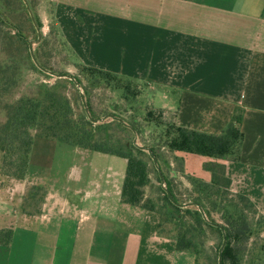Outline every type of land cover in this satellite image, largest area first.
<instances>
[{
	"label": "crops",
	"instance_id": "crops-1",
	"mask_svg": "<svg viewBox=\"0 0 264 264\" xmlns=\"http://www.w3.org/2000/svg\"><path fill=\"white\" fill-rule=\"evenodd\" d=\"M47 1L81 64L162 93L152 102L178 126L219 134L241 107L227 173L264 215V0ZM40 140L25 178L0 185V264H193L157 209L122 201L126 158ZM59 155L75 160L64 173ZM31 185L42 200L21 211Z\"/></svg>",
	"mask_w": 264,
	"mask_h": 264
},
{
	"label": "rangeland",
	"instance_id": "rangeland-1",
	"mask_svg": "<svg viewBox=\"0 0 264 264\" xmlns=\"http://www.w3.org/2000/svg\"><path fill=\"white\" fill-rule=\"evenodd\" d=\"M28 2L42 32L41 41L34 44L35 54L39 62L54 74L42 71L32 59V64L30 63L31 66H28L25 71L23 81L15 90L13 98L17 99L22 95L34 97L44 95L47 89L56 91L62 100H69L72 108L70 117L81 121L83 116L90 120L81 96V92H84L88 111L92 117L114 115L122 118L127 125L135 129L134 132L129 126L112 117L96 123L90 120L93 123L91 125V145L93 143L112 151L127 153L132 145L135 146L134 139L137 136V142L140 145L150 148L153 146L157 151L158 157L156 156V158L162 174L165 179L169 180L179 204L191 202L190 199L199 193L192 183L193 177L209 180V173L203 169V165L208 159L186 152L173 151L169 148L170 136L167 130L169 129L168 125L173 123V114L159 108L162 106L160 101L156 100L157 102L153 103L151 99L152 96L161 97L162 93L150 90L143 84H135L123 77L104 78L103 75L89 71L78 61L72 49L64 41L61 28L54 19L53 9L48 1L28 0ZM0 12L6 15L5 17L9 21L8 26L0 23V59L5 56L1 52L5 29L11 33L21 31L26 40V45L23 47L24 54L30 53L29 41H35L38 38V31L24 0H2L0 1ZM55 74L78 77L81 81V88L69 77H57ZM127 84L131 85L128 89L126 88ZM149 111H152L154 115L147 117ZM5 120V114L0 110V125ZM32 133H35L34 129H32ZM36 139L40 140V138ZM52 141L56 143L54 148L58 151L61 147H70L69 144ZM52 147L53 144L51 147L46 146L44 150L47 153L53 149ZM147 153L149 152L147 151ZM143 156L148 161L149 172V183L144 187L145 199L162 213V230L188 244V249L185 251L193 256V264H219V249L223 242V234L216 229V226L225 225L221 218V210L211 208L210 204L205 201L207 207L210 208L211 221L217 224L212 228L206 222L201 221L200 216L192 210L187 212L174 208L164 197V187L153 159L150 160L147 154ZM74 161L71 155H59L54 159L53 164L59 166L64 173L69 166L74 164ZM7 169L8 167L4 163V153L0 150L1 188L10 186L11 180H17L6 174ZM52 174L56 173L51 172L48 177L49 181L54 180ZM59 180H65V177L61 175ZM43 192L41 186H28L25 193V204L21 205L19 210L27 211L29 207L33 210L37 209ZM231 192L237 193L238 191H235L231 186ZM256 217L255 219L258 218ZM255 228L253 229L255 230ZM256 231L241 246V264H264V224Z\"/></svg>",
	"mask_w": 264,
	"mask_h": 264
},
{
	"label": "trees",
	"instance_id": "trees-1",
	"mask_svg": "<svg viewBox=\"0 0 264 264\" xmlns=\"http://www.w3.org/2000/svg\"><path fill=\"white\" fill-rule=\"evenodd\" d=\"M5 16L0 12V23L8 26L9 21ZM24 45H26V40L21 31L11 33L5 29L1 43V52L5 56L0 59V110L4 112L6 120L0 125V150L4 153V163L8 167L6 174L18 180L25 178L35 138L55 140L111 153L127 159L126 175L121 192L122 201L132 206L155 210L156 208L145 199L144 187L149 183V172L148 161L143 155L147 154L151 160L146 150L132 145L129 152L124 153L93 143L91 145V125L93 123L86 116L81 117V121L70 117L72 108L69 100H62L56 91L47 89L44 95L35 97L22 95L17 99L13 98L15 90L23 81L25 71L32 64L31 54L28 52L24 54ZM32 66L34 67V64ZM85 67L91 72L103 75L104 78L117 76L95 67ZM75 78L81 83L78 77ZM130 86L127 84L126 88ZM243 113L244 110L241 107H236L232 119L219 134L188 129L174 122L168 125L167 130L170 136L169 148L173 151L208 158L203 169L210 176L209 180L193 177L192 183L199 193L190 199L191 202H195L191 205L192 207L182 208L174 204L163 190L164 197L177 210L187 212L192 210L200 216L201 221L206 222L212 228L217 224L211 221L210 208L207 207L205 201L210 204L211 208L221 210V218L225 225H217L216 229L223 234V228L227 236V244L222 251V264L227 262L241 264V246L264 224V216L258 213L257 206L249 196L241 192H231L232 179L227 173L225 163V161L238 158L243 141L241 130ZM153 115L152 111L147 113V117ZM32 129L35 130L34 134ZM151 149L158 157L153 146ZM165 181L167 188L178 202L169 180L165 179ZM199 206L203 207L206 219L202 216ZM160 214L162 217L161 212ZM254 227H256L255 230ZM176 239L178 249H188V244L178 237Z\"/></svg>",
	"mask_w": 264,
	"mask_h": 264
},
{
	"label": "water",
	"instance_id": "water-1",
	"mask_svg": "<svg viewBox=\"0 0 264 264\" xmlns=\"http://www.w3.org/2000/svg\"><path fill=\"white\" fill-rule=\"evenodd\" d=\"M24 2H25V4H26V7H27V9H28L30 15H31L32 21H33V23H34V25L36 26L37 31H38V38H37L35 41H34V40H33V41H29V49H30L31 57H32L34 63L36 64V66H37L38 68H40L42 71L47 72V73L54 74V73H52L50 70H48L46 67H44V66L39 62V60H38V58H37V56H36V54H35L34 44H35V43H38L39 41H41V39H42V32H41L40 28H39L38 25H37V22H36L35 16H34L32 10H31V7H30V3L28 2V0H24ZM55 75H56L57 77H69L72 81H74V82L76 83V85H77L79 88H81V84H80V82H79L78 80H76L75 77H73V76H69V75H65V74H55ZM81 96H82L83 104H84V106H85V109H86V112H87V114H88V117H89V119H90L92 122H95V123H96V122H101V121L107 119L108 117H112L113 119H116V120H118V121L124 123V125H127V124L123 121L122 118L117 117V116H114V115H110V114H109V115H105L104 117H99V118H94V117H92V116L89 114V111H88V105H87V102H86V99H85L84 92H81ZM127 126H129V127L135 132V129H134L132 126H130V125H127ZM134 145H135L136 147H139V148H141V149L146 150V151L149 152L150 157L153 159V161H154V163H155V165H156V168H157L158 171H159L160 180H161V183H162V185H163V187H164V190L166 191L168 198H169L174 204L179 205V206H189V205H193V204H195V202H189V203H185V204H179V203L175 200V198H174L172 192H171V191L167 188V186H166L165 177H164V175L162 174V171H161L160 166H159V164H158V160H157L156 155H155V153L153 152V150H152L150 147H147V146H144V145H140V144L137 142V136H136L135 139H134ZM199 210H200V212L202 213L203 217L206 219V214H205V211H204V209H203L202 206H199ZM222 231H223V242H222V245H221V247H220V249H219V264H222V251H223V249H224V247L226 246V243H227V236H226L225 230H224L223 228H222Z\"/></svg>",
	"mask_w": 264,
	"mask_h": 264
}]
</instances>
